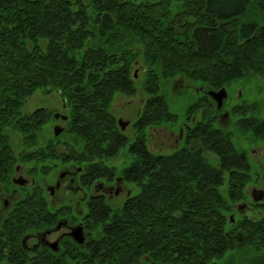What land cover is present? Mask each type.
<instances>
[{"label": "trees", "instance_id": "16d2710c", "mask_svg": "<svg viewBox=\"0 0 264 264\" xmlns=\"http://www.w3.org/2000/svg\"><path fill=\"white\" fill-rule=\"evenodd\" d=\"M131 43L141 45L147 72L140 120L146 126L156 113L159 124L171 115L163 80L183 75L216 90L264 77V0H0V187L9 183L13 164L9 131L33 145L51 118L49 112H21L37 90L56 92L67 104L62 132L73 135L79 157L98 158L106 148L114 154L119 132L108 108L115 92H135L131 63L139 53ZM204 98L206 104L201 98L191 103L195 111L204 106L199 146L132 156L124 173L138 192L95 229L91 250L64 257L37 252L32 264H218L214 260L224 255L226 264H264V200L254 203L258 218L235 220L232 213L250 179L234 133L264 138V116L257 101H243L231 107L233 129L217 127L215 106ZM145 141L140 128L136 144L144 148ZM206 151L217 155L218 166L207 161ZM223 183L227 200L219 193ZM3 245L0 239V258Z\"/></svg>", "mask_w": 264, "mask_h": 264}, {"label": "flooded vegetation", "instance_id": "af4514ba", "mask_svg": "<svg viewBox=\"0 0 264 264\" xmlns=\"http://www.w3.org/2000/svg\"><path fill=\"white\" fill-rule=\"evenodd\" d=\"M136 50L140 54L139 48ZM138 55L132 61L131 68L139 59ZM142 65L143 69H146L145 65ZM184 86L192 87L190 83ZM208 90L202 86H194L201 103L202 100L205 101L204 97L208 96L216 108L214 112L219 111L215 100L207 94ZM146 100L147 97L133 120L122 116L115 118L113 115L119 132V147H116L114 154L110 156L109 148H106L103 156L96 158L91 154L84 155L81 156L84 160L79 161L81 157L77 149L68 146H64L62 150L47 145L31 147L23 144L15 149L10 146L8 150L11 152L13 164L8 173L9 183L0 187V239L4 243L1 264H7L8 261H14L15 264H32L31 257L37 256V252L64 257L65 253L71 250H91L95 229L102 225L107 216L119 209L117 205L123 206L131 196L132 189L129 186L132 185L134 189L137 187L129 179V175L124 173V169L130 165L129 159L132 156L137 159L138 153L142 151L154 156L159 152L167 153L152 149L148 145V131L157 125L154 123L156 113L150 112L146 126L140 120ZM61 101L63 107H68L64 100ZM202 109L203 105L198 109L199 118H195L192 117L197 112L194 106L191 103L186 106V116L178 124L177 132L168 131L175 135L176 148L171 151L184 143L190 147L197 146V143L200 145L195 138L197 125L204 122L205 118ZM35 110H38V113H51L54 122L57 119L64 122L65 129L69 114L48 111L43 106ZM56 113L57 117L54 116ZM213 115L214 123H220L222 116L219 112ZM62 116L66 118L63 119ZM140 128H143L146 134L145 150L143 146L136 144ZM189 137L192 139L188 141ZM116 153L125 154V157L129 158L127 163L126 158L124 161L114 160ZM139 161L142 159L139 158ZM35 167L41 170L34 171ZM29 191H39L40 194L26 195ZM258 191L260 190H254V197H258ZM119 198L122 200L119 201ZM238 208L243 212V204L238 205ZM16 241L18 245L12 246ZM67 263L76 264V261L55 259L47 260L43 264Z\"/></svg>", "mask_w": 264, "mask_h": 264}, {"label": "rangeland", "instance_id": "374dc122", "mask_svg": "<svg viewBox=\"0 0 264 264\" xmlns=\"http://www.w3.org/2000/svg\"><path fill=\"white\" fill-rule=\"evenodd\" d=\"M130 45H132L134 48L141 47V45L139 46V43H131ZM138 58L139 59L137 60L136 64L132 65L131 68L132 75L134 76L135 92L133 94L115 92L109 105L108 109L112 115L115 116V118L122 116L131 120L135 119L138 110L143 106V103L147 97V92L143 88L147 72L145 69H143L142 64H144V62L142 60V55L139 54ZM140 61L143 63L141 64ZM161 82L162 87L160 91L165 94L167 107L171 112L170 119L168 121L156 124V128L148 131L149 133L147 137L150 148L156 149L158 151L169 152L176 148V144L174 141L175 135L169 133L168 131L173 130V133L177 132L179 126L178 124H180V122L184 120V117L186 116V106L196 100L198 95L194 91V86L196 87V85L191 83V81L185 78L183 75L175 76L169 80H163ZM186 83H190L192 87H185L184 85ZM225 89L227 92V97L224 99L222 107L219 108L220 110L215 111L219 112V114L222 116V119L220 120V123L215 122V126L233 129L234 121L237 116L231 112V107L243 101L248 103L257 101L260 108L258 114L261 117L264 116V77L253 76L249 79H243L241 81H237L233 86ZM209 102H212V100H209ZM202 103L206 104V102L203 100ZM41 106L46 107L48 111H58L63 114H69L68 107L62 106V101L56 92L44 93L41 90L35 91L26 99L24 105L21 108V112L28 114ZM215 112H213V114ZM224 113L227 115H224ZM199 114L200 113L197 110V112H195L192 117L195 116V118H199ZM54 124L64 127V122L61 120L57 119L54 122L53 117L48 118L43 123L41 128L36 131V142L30 146L41 147L51 143L53 146H56L58 150H62L64 146H68L72 149H78L79 147L74 141H72L73 135L70 132L64 131L56 136L53 134V127L55 126ZM9 132L11 147L13 149L21 147L23 145L22 136L19 135L17 131ZM233 142L238 151H243L246 154L250 164V179L246 184L245 193L242 200L236 202L233 205V219L238 220L242 215L258 218L260 216L261 209L255 207L254 203L261 202L264 200V197L260 201H255L253 193L254 190L257 189L262 190L264 194V138H254L250 134L242 135L236 132L234 133ZM204 156L209 163L214 166H218L219 159L214 152L206 151L204 152ZM125 158V154H117L114 160L124 161ZM128 159L129 158H126V163ZM129 162H131V158L129 159ZM129 187L132 189L131 195L138 192L137 187L136 189H134L132 185ZM219 193L223 198L226 200L228 199L226 183H223L219 186ZM118 200L121 201L122 198H119ZM241 204H243L244 207L243 212L238 208V205ZM117 206L119 209L122 207L120 205ZM229 216L231 217L232 215L230 214ZM225 256L226 255L219 258L218 261L214 260V262H217L218 264H226Z\"/></svg>", "mask_w": 264, "mask_h": 264}, {"label": "water", "instance_id": "95a60500", "mask_svg": "<svg viewBox=\"0 0 264 264\" xmlns=\"http://www.w3.org/2000/svg\"><path fill=\"white\" fill-rule=\"evenodd\" d=\"M207 94L210 95L216 101V107L218 109L222 107L223 101L227 97V92H226L225 87H221L217 90L209 89L207 91ZM54 116L57 117L58 113H56ZM62 118L65 119L66 116H62ZM63 130H64V127L57 124L53 127V134L56 136L59 133H61ZM258 192H259V195L258 197L254 198L255 200H259L263 198V192L262 191H258Z\"/></svg>", "mask_w": 264, "mask_h": 264}, {"label": "bare ground", "instance_id": "6f19581e", "mask_svg": "<svg viewBox=\"0 0 264 264\" xmlns=\"http://www.w3.org/2000/svg\"><path fill=\"white\" fill-rule=\"evenodd\" d=\"M260 191H262V190H260ZM262 192H263V191H262ZM263 197H264V194H263ZM262 199H263V198H261V199H259V200H255V199H254V200H255V201H260V200H262Z\"/></svg>", "mask_w": 264, "mask_h": 264}]
</instances>
